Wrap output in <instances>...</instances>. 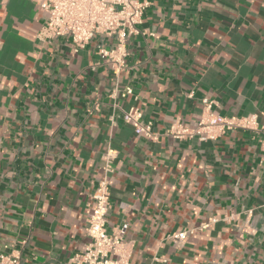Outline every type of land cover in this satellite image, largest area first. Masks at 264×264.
I'll return each instance as SVG.
<instances>
[{"label": "crops", "instance_id": "0c3cea01", "mask_svg": "<svg viewBox=\"0 0 264 264\" xmlns=\"http://www.w3.org/2000/svg\"><path fill=\"white\" fill-rule=\"evenodd\" d=\"M145 1V35L115 76L98 54L113 40L41 43L39 1L0 0V255L73 264L105 181L108 230L129 225L130 264H264L262 134L167 135L196 127L205 99L264 125V0ZM132 107L157 141L125 123Z\"/></svg>", "mask_w": 264, "mask_h": 264}, {"label": "built area", "instance_id": "2783aa9c", "mask_svg": "<svg viewBox=\"0 0 264 264\" xmlns=\"http://www.w3.org/2000/svg\"><path fill=\"white\" fill-rule=\"evenodd\" d=\"M47 20L37 35L41 43L50 44L58 38H68L75 51L85 49L96 37L113 40V44L98 46L101 59L110 66L113 74L119 76L127 69L128 41L132 36L140 35L139 29L150 3L145 0H38ZM142 35H145L143 33ZM116 92H119L116 86ZM127 88L122 96L132 94ZM206 114L196 127L190 128L176 122L167 135L175 140H214L227 132L236 130L259 132L262 134L261 150L264 153V125L258 123L257 116L228 118L213 113V102L203 100ZM125 123L131 125L137 136L157 141L159 135L154 132L153 124L142 123L139 109L124 111ZM113 159L107 154L108 163ZM108 168H110L108 166ZM93 205L87 216V235L89 243L76 254L73 264H130L132 250L126 242L127 223L108 230L107 216L110 210V191L108 183L103 181L92 195ZM208 227V226H206ZM195 230L181 232L173 238L180 244ZM0 264H21L17 254H1Z\"/></svg>", "mask_w": 264, "mask_h": 264}]
</instances>
